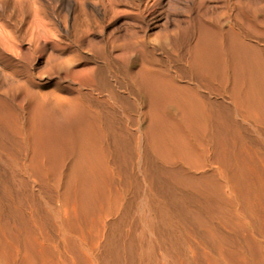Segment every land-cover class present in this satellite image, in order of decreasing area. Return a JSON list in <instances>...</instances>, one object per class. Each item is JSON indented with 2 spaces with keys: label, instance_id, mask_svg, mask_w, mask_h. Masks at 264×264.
Instances as JSON below:
<instances>
[{
  "label": "rangeland",
  "instance_id": "rangeland-1",
  "mask_svg": "<svg viewBox=\"0 0 264 264\" xmlns=\"http://www.w3.org/2000/svg\"><path fill=\"white\" fill-rule=\"evenodd\" d=\"M38 32L46 40L35 39ZM202 37L209 43L204 64L211 72L187 61ZM242 56L249 63L239 69ZM84 74L94 79L91 87L71 81ZM152 75L198 85L212 164L190 169L180 162L171 170L152 162L145 150L133 152L132 142L145 133L151 115ZM10 76L19 81L13 90ZM252 80L263 107L256 115L235 100L237 89L245 93ZM25 88L79 94L92 118L82 123L93 121L104 132L114 170L106 195L122 196L107 224L109 264H142L147 251L154 261L163 252L171 264H219L221 255L233 264H263L264 0H0V221L9 229L24 225L27 216L26 182L12 179L4 163L5 153L18 155L14 115ZM49 101L56 108L57 100ZM66 154L67 166L50 165L51 183L63 175L62 191L71 162ZM177 169L185 180L175 176ZM219 173L234 186L244 227L211 208L210 200L221 194ZM54 194L47 198L60 204L62 192ZM28 200L41 210L37 196ZM142 201L154 223L151 236L142 225Z\"/></svg>",
  "mask_w": 264,
  "mask_h": 264
},
{
  "label": "bare ground",
  "instance_id": "bare-ground-1",
  "mask_svg": "<svg viewBox=\"0 0 264 264\" xmlns=\"http://www.w3.org/2000/svg\"><path fill=\"white\" fill-rule=\"evenodd\" d=\"M34 35L35 39L46 40L39 32ZM194 54L187 61L201 71L209 72L211 67L207 70L204 64L210 57L209 43L203 37L195 44ZM7 60L15 66L12 59ZM244 63L248 66L249 61L242 56L238 59L239 69H244ZM28 64L34 67L36 62L29 61ZM10 78L8 89L13 90V81H19L12 76ZM34 81L31 78V82ZM71 81L77 86L91 87L94 79L90 74H84L72 76ZM254 84V80L250 81L245 93L240 86L235 100L240 107L247 108L248 114L256 115L263 111V107ZM23 85L18 83L17 88ZM197 87L177 85L171 76H150L151 115L145 133L132 142L134 153L145 150L150 153L152 162L171 170L180 162L190 169L212 164L206 138L208 127L205 116L208 114L202 109L204 106L198 97ZM49 97L57 100V109ZM4 103L0 99V106ZM16 104L19 112L14 115L16 127L12 142L18 145V155L5 153L4 163L10 169L12 179L26 182L28 188L24 199L27 216L24 225L20 223V227L16 225L10 229L0 221V264H109L110 247L105 245L108 240L107 224L109 217L119 212L122 196L106 195V178L113 175L114 170L109 162L112 153L108 150L103 130H97L89 111L80 105L79 94L63 96L25 88ZM86 116L91 118L90 123H82ZM66 152L70 153L71 162L68 164V183L64 184L67 189L62 191L63 175L57 176L51 183L50 165L65 166ZM175 171L178 174L175 176L185 180L179 169ZM217 179L221 194L210 200L212 210L219 218L244 227L242 217L245 211L239 206L234 186L222 173ZM49 191L58 197L63 196L60 204L47 198ZM70 192L75 196H68ZM199 192L197 190L196 194ZM30 196L39 198L41 212L28 200ZM140 214L144 231L151 236L154 223L144 201L140 205ZM103 244L107 247L104 251ZM141 256L142 264L172 263L163 252L160 259L155 260L156 263L148 251ZM240 260L237 264H245ZM261 260L264 264V254H261ZM219 264L233 263L221 255Z\"/></svg>",
  "mask_w": 264,
  "mask_h": 264
}]
</instances>
